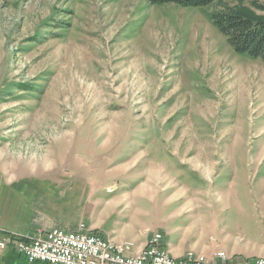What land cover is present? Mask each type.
I'll list each match as a JSON object with an SVG mask.
<instances>
[{
    "label": "rangeland",
    "instance_id": "1",
    "mask_svg": "<svg viewBox=\"0 0 264 264\" xmlns=\"http://www.w3.org/2000/svg\"><path fill=\"white\" fill-rule=\"evenodd\" d=\"M214 9L0 0V176L38 186L35 233L76 222L133 247L188 204L264 192V64L232 49Z\"/></svg>",
    "mask_w": 264,
    "mask_h": 264
},
{
    "label": "crops",
    "instance_id": "2",
    "mask_svg": "<svg viewBox=\"0 0 264 264\" xmlns=\"http://www.w3.org/2000/svg\"><path fill=\"white\" fill-rule=\"evenodd\" d=\"M37 188L29 183H8L0 176V236L3 233L21 237L35 234L31 205ZM261 188H264V182H261ZM248 199V206L238 202L232 209L228 206L216 209L203 203L188 204L183 210L177 209L160 217L158 221L162 222V227L158 232L163 238V248L175 260L184 258L189 252L211 264H254L264 260V192ZM57 219L55 225H65ZM66 225V230L77 229L76 222ZM104 231L113 243L129 242L124 233L119 235L106 227ZM151 235L133 232L130 236L133 239L130 241L133 243L132 254L140 251ZM218 253H224L226 260L221 261ZM0 264L28 263L18 255L0 253Z\"/></svg>",
    "mask_w": 264,
    "mask_h": 264
},
{
    "label": "built area",
    "instance_id": "3",
    "mask_svg": "<svg viewBox=\"0 0 264 264\" xmlns=\"http://www.w3.org/2000/svg\"><path fill=\"white\" fill-rule=\"evenodd\" d=\"M162 240L160 233L154 234L140 251L132 254L130 243L111 244L99 232L53 227L41 229L32 237L12 235L0 240V250L10 248L28 263L39 264H211L192 254L180 260L166 259ZM217 257L226 260L224 253Z\"/></svg>",
    "mask_w": 264,
    "mask_h": 264
},
{
    "label": "trees",
    "instance_id": "4",
    "mask_svg": "<svg viewBox=\"0 0 264 264\" xmlns=\"http://www.w3.org/2000/svg\"><path fill=\"white\" fill-rule=\"evenodd\" d=\"M152 5L175 4L180 7H207L218 5L208 14V18L226 39L232 49L239 54L260 59L264 64V4L250 0H230L236 5L224 3L225 0H148ZM259 12V13H256Z\"/></svg>",
    "mask_w": 264,
    "mask_h": 264
},
{
    "label": "bare ground",
    "instance_id": "5",
    "mask_svg": "<svg viewBox=\"0 0 264 264\" xmlns=\"http://www.w3.org/2000/svg\"><path fill=\"white\" fill-rule=\"evenodd\" d=\"M110 243L111 244H116V243H113V242H111L110 241ZM162 254H165V257H166V259H169V260H175V259H173V258H171L170 256H169V254L165 251V249L163 248V245H162ZM256 262H263V261H256Z\"/></svg>",
    "mask_w": 264,
    "mask_h": 264
}]
</instances>
